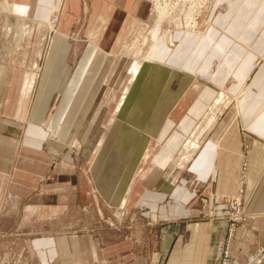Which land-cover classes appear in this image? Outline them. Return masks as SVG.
<instances>
[{"label": "crops", "instance_id": "0c3cea01", "mask_svg": "<svg viewBox=\"0 0 264 264\" xmlns=\"http://www.w3.org/2000/svg\"><path fill=\"white\" fill-rule=\"evenodd\" d=\"M253 1L237 8L241 0H217L208 19L201 20L208 26L203 42L188 44L184 55L175 44L181 34L173 32L175 43L156 52L160 63L175 69L174 88L182 79L186 87L178 88L147 157L123 184L119 199L123 218L136 210L144 228L162 222L159 235H144L134 223L138 229L129 235L31 238L44 264H215L229 221L199 219L205 210L194 206L197 194L189 190L185 170L213 181L219 216L230 213L222 196L236 195L244 182L240 215L248 219L237 224L231 262L244 263L262 247L264 0ZM62 3L58 33L50 39V15ZM89 5L88 10L82 0H0V229L19 204L35 200L46 179H73L84 148L91 149L88 165L96 166L92 139L98 125V143L104 138L114 110L106 107L102 115L101 102L119 98L130 83L128 58L140 59L132 52L127 58L121 48L149 21V2L90 0ZM83 16L89 19L85 50L80 43L74 48L69 38ZM246 19L251 23L240 27ZM145 43L135 40L131 51Z\"/></svg>", "mask_w": 264, "mask_h": 264}, {"label": "rangeland", "instance_id": "374dc122", "mask_svg": "<svg viewBox=\"0 0 264 264\" xmlns=\"http://www.w3.org/2000/svg\"><path fill=\"white\" fill-rule=\"evenodd\" d=\"M63 1L64 0H62V2ZM85 1H86V9L88 8L89 10L90 0H82L83 5L85 4ZM216 1L217 0H215V2L213 3V7ZM254 1H253L254 3L261 2V0L258 1L254 0ZM249 4H252V0H248V3L244 1L242 2L241 0L240 5L237 8H240L241 6L248 7ZM255 5L257 6V4ZM3 8H5V10H8L11 7L7 9L6 7ZM55 8L53 9V11L57 10L56 11L57 16L54 15L52 12L50 15V20L48 21V25L52 19L58 20V18H60L61 10H62L61 8H63V3L61 4V7H55ZM149 9H150L149 21L142 28V31H139V34L135 33L134 35L129 36L130 43L126 45L125 42V45H123L121 48L122 54L126 55L127 58L129 56V53L132 52L133 55L138 56L140 59H142L143 57L146 56V53L148 52L151 46L150 31L153 29L156 23L157 16H154L150 6ZM208 14L205 17L201 18L199 20V23L194 24L195 27L194 30H192V27H190V29L186 30L185 32L177 31L176 28L174 27L175 25H169L164 21L163 27L161 29V34H162L161 46L169 45L170 47L172 43H175V41L173 40V32L174 33L178 32L181 34V36L179 37L177 43L175 44H177L178 51H181L184 55H186L188 44L192 42H195L196 44H200L206 38V34L208 32V26L206 24V26L202 29L203 23L201 22V20L206 21L208 19ZM56 23L57 22H55V24ZM136 23L132 25L129 33L133 31ZM240 23H242L240 27H244L246 23L250 24L251 22L249 19H246V21H241ZM88 24H89L88 16H83L81 20L77 22L76 28L72 31V33H70L69 35V38L71 39L70 42L73 44L74 48L76 47V45H79L80 43L82 44V49L85 50V48L87 47V43L90 42V38L88 37L87 34ZM212 28L214 29L213 26ZM57 33L58 32L56 31L55 32L52 31L50 34V39H53L54 34ZM236 38H238V36ZM47 39L49 40L48 34L47 37L45 38V43H46L45 49L48 54L49 52L48 49H50V44ZM137 39L140 40V43H143L144 40L146 41V43L144 44V46H141L142 50H138L137 48H135L131 51L133 42ZM154 57L156 58V55ZM101 58L103 59L104 56L101 55L100 59ZM45 59L46 57H44V60ZM128 59L130 60L129 61L130 64L131 63L133 64L135 62L134 58L129 57ZM155 60L156 62L160 63L159 60H157V58ZM160 65L164 70L166 69L167 72L172 71L174 77L176 71H174L175 69L173 67H168L164 63L163 64L160 63L158 64V67L157 66L156 67L159 68ZM156 67L154 71L158 70ZM129 69H131V66ZM101 70L102 68L98 71V74H101ZM91 74L92 73L90 72V74L88 75ZM130 75L132 76L131 73ZM157 75H154L155 78H152V80L150 81L153 82V84H155L156 87H158V90L156 91L155 99L153 98L152 103L148 105V108L146 110L147 113H145L146 117L144 116V119L146 118L144 123L135 124L134 120H128V119H126L127 122H125L126 120H124L122 116H120V118L118 116L116 119L117 122L114 123V125L112 120L110 123L108 122L106 126L108 130H105L104 138L102 137L99 143L98 141L102 133V128H100V126L98 125V132L96 133L97 136L94 135L92 139L93 143L95 144L93 151H95V155L97 157V163L95 167L93 165L89 166L86 159L87 156H90L91 149L84 148L79 162H77V165L72 171L73 179H71L70 175L65 178H60V180L57 178L54 179V177L51 179V181H48L49 179H46L44 181L43 184L44 186L42 187V189L35 194L34 201H31V203L29 202V205L27 201L19 204L14 212H11L7 216H5L3 220L4 227L0 229V264H44V261L39 257L41 256L40 249L38 248V246L33 245L32 247V243H30V239L33 238L37 240L38 238H41L44 235L51 233L55 235L58 233L59 236L62 235L79 236V235H91V234L93 235V234H97L96 232H99L101 235H104V237L113 236V234H115V236L129 235V234H133V231L138 229V227H134V223H136V224H140V228L144 235H154V236L159 235V230H160V226L162 225V222H160L158 225L152 224L150 225V228H144L143 226L144 222L142 223L139 217L140 213H138V211L136 210L132 211L130 214L125 216V218H123L124 211L120 206V199H119L123 194L122 192L123 184L124 183L127 184L129 182V179H131L134 176L139 163V159L141 160V158L144 157L143 156L144 153L138 151L137 149L136 141L138 140V133L136 131L137 130L141 131V128L144 127L145 125H146L145 128H147V130H152L150 131L151 134L149 136V141H148V143L150 144L151 139L157 136V134L159 133V131L157 132V129L158 127L160 129L161 127L160 125H162L165 119L167 118L168 111L175 102L173 99L176 96V94L179 92L178 90L179 87L175 89L173 86L174 78L171 79V77H169L168 74H164V75L159 74L158 76ZM129 84L123 85L121 93L119 94V98L116 97L115 101L114 99L111 101L104 99V101L101 102L102 107L103 105L104 107L105 105H107L108 106L107 108H109L110 111L114 109L111 119L115 118L117 114V112L115 113V110L117 108V103L120 101L123 95L122 91H124L126 86H128ZM153 84L150 83L151 88L147 90L148 92L152 89V86L154 87ZM185 87H186V80L182 79L179 89L184 90ZM161 90L162 92H160ZM110 103L112 106L110 105ZM155 103L156 104L158 103V105H156ZM107 108H105V111L102 112V115L103 113L108 111ZM130 121H132V123ZM130 124L131 127L129 126ZM137 124L140 125L137 126ZM113 130H115V132L117 131L116 132L117 137L116 140L112 142V145L109 146L110 144L109 138L110 136L113 135L114 132ZM54 134L55 133L51 132L52 136H54ZM87 134L88 131L86 132L84 131L82 135V139ZM51 135H50L51 138L53 139L56 138V137H52ZM152 135H154V137H152ZM128 139L130 142L128 141ZM246 148L248 147L246 146ZM129 151L132 152V153L130 152L131 155L129 154ZM126 156L130 158V160L132 161L128 163L126 161L124 162V157L126 158ZM134 161L136 162L134 163ZM245 163L246 162H244V164ZM243 169L246 171L247 166L244 165ZM55 176H57V174H55ZM185 179L189 190L197 194L195 199L192 201L194 203V206L196 205L201 210L203 211L205 210V212L201 213L199 219L202 218V220L203 219L211 220V218H217L216 220L219 219V220L229 221L227 230L230 224L232 223L240 224L246 219H248L247 217L242 218L240 216H237V214H239V208L236 204L237 198L231 195L222 196L223 201L227 203V205L230 207L229 215L224 217V216H219L217 214L219 203L215 200V198L217 197L218 193L215 191L214 187L212 186V182H213L212 180L209 181L201 180L194 173L188 172L187 170H185ZM48 193L50 195H53L54 197L50 200H47L45 203L42 198L44 196L46 197ZM66 194H67L66 198H61L63 195ZM39 201H41L42 203L41 208H39L38 210L37 209L33 210L34 205L35 206L38 205ZM30 204H32L33 206L32 208L30 207ZM56 207H61V210L54 211ZM141 217L145 218L143 216ZM238 219L239 221H237ZM147 220L150 222L149 218H147ZM223 239L220 240L218 244L217 247L218 252H219V245L221 241H223ZM260 249L261 247L253 254L259 252Z\"/></svg>", "mask_w": 264, "mask_h": 264}, {"label": "bare ground", "instance_id": "6f19581e", "mask_svg": "<svg viewBox=\"0 0 264 264\" xmlns=\"http://www.w3.org/2000/svg\"><path fill=\"white\" fill-rule=\"evenodd\" d=\"M147 1L150 2L149 6H150L151 10L153 11L152 13L154 14V16H157L156 23H155L153 29L150 31L151 46H150L148 52L146 53L145 57H143L142 59H139V60H135V62L133 64L132 63L130 64L131 69H129L130 71H128L132 74V76L130 78V84L125 88L120 101L117 103V108L115 110V113L117 112V114H116L115 118H113V120H112L113 125H114V123L117 122L116 119L118 116H119V118H120V116H122V118L124 120H126V119L134 120L135 124L136 123H144L145 119H146V118L144 119V116L146 115L145 113H147L146 110L148 108V105H150L152 103L153 98L155 99V94H156V91L158 90V87H156L155 84H153V82H150V81L152 80V78H155L154 75H157L158 73L161 75L168 74L169 77H171V79L173 78L172 71L167 72L166 69L164 70L161 67V65L159 67L160 69L157 68L158 64H160V63L156 62V60H155L156 58L154 57L156 55V52L159 50V47L161 46V40H162L161 29L163 27V22L165 21L169 25H175L174 27L176 28L177 31H184L185 32L186 30L190 29V27H192V30H194V28H195L194 24L199 23V20L201 18L205 17L210 12L211 8L213 7V3L215 2V0H147ZM53 14L56 15L57 14L56 11H54ZM59 21H60V18H58V20L52 19L49 22L50 32H52V31L58 32ZM55 22H57V23L55 24ZM202 29H203V26H202ZM256 66H257V63H256ZM155 67L158 70L154 71ZM150 83H152L154 85V87L151 85L152 89L148 92L147 90L151 88ZM161 83H163V82H161ZM104 85H106L105 82H104ZM114 89H115V87H114ZM110 90L111 89H109V92L111 93ZM162 90L160 92H162ZM173 104H175V103H173ZM156 105H158V103ZM106 107H108V106L105 105V108ZM130 107H131V109H130ZM155 110H156V108H155ZM151 121H152V118H151ZM125 122H127V120ZM130 122L132 123V121H130ZM123 123H124V121H123ZM146 124H147V122H146ZM139 125L140 124H137V126H139ZM129 126L131 127V124ZM145 126L142 127L143 129L141 128V131L140 130L136 131L138 133V140L136 141V145H137L138 151L143 152L144 153L143 156L146 158L148 150H149L148 141H149V136L151 134L150 131H152V130H147V128H145ZM152 126H153V124H152ZM113 131H114L113 135L110 136V138H109V140H110V144L108 143L109 146L112 145V142H114L116 140V137H117V133H116L117 131L116 132H115V130H113ZM158 131H159V127L157 129V132ZM52 137H56L55 134ZM152 137H154V135H152ZM128 141H129V139H128ZM129 145H130V143H129ZM126 146H127V143H126ZM126 146H124V147H126ZM133 147H134V145H133ZM147 148H148V150H147ZM132 150H133V148H132ZM130 152L131 151H129V154H130ZM131 159H132V157H131ZM134 159H136V158H134ZM125 161L128 163V162H131L132 160H130V158H128L126 156V158L124 157V162ZM135 162L136 161H134V163ZM139 162H140V159H139ZM241 185L242 186H240L238 193H236V195H232L233 197L237 198L236 204L239 208V214H237V216H240V217H241L240 211H241V209L244 205V202H245V185H244V182H242ZM261 249H264V244L262 245Z\"/></svg>", "mask_w": 264, "mask_h": 264}, {"label": "built area", "instance_id": "2783aa9c", "mask_svg": "<svg viewBox=\"0 0 264 264\" xmlns=\"http://www.w3.org/2000/svg\"><path fill=\"white\" fill-rule=\"evenodd\" d=\"M239 219L237 221H239ZM236 229V223L230 224L226 232V236H224L223 241H221L219 245V252L215 264H233L231 262V246ZM241 264H264V249H260L259 252H257L256 254H250L247 260Z\"/></svg>", "mask_w": 264, "mask_h": 264}]
</instances>
